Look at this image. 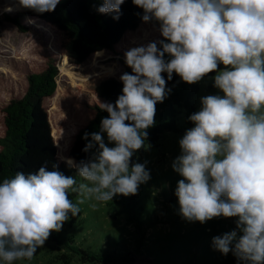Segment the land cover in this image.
Here are the masks:
<instances>
[{"label": "clouds", "instance_id": "clouds-1", "mask_svg": "<svg viewBox=\"0 0 264 264\" xmlns=\"http://www.w3.org/2000/svg\"><path fill=\"white\" fill-rule=\"evenodd\" d=\"M132 2L143 10V22L159 24L163 39L125 51L132 72L120 76L123 94L102 104L109 115L100 131L83 137V151L95 148L94 156L79 163L62 158L84 182L41 167L0 183V264L31 260L70 215L80 214L85 199L104 203L136 195L151 179L148 161L132 158L145 148L156 105L171 92L167 81L174 73L188 84L215 73L214 87L222 93L201 97L200 110L189 116L194 127L179 140L181 153L171 164L182 177L174 193L179 215L201 224L236 218V230L212 238L213 249L231 252L238 264H264V0ZM16 3L3 11L44 14L61 0ZM124 3L103 0L97 11L115 13L118 21ZM70 193L81 198L74 203Z\"/></svg>", "mask_w": 264, "mask_h": 264}, {"label": "rangeland", "instance_id": "rangeland-1", "mask_svg": "<svg viewBox=\"0 0 264 264\" xmlns=\"http://www.w3.org/2000/svg\"><path fill=\"white\" fill-rule=\"evenodd\" d=\"M10 4L15 8L16 0H0V101L24 93L27 73L43 67L51 50H59L61 36L59 31L29 16L22 8L3 11ZM6 14L20 15L22 23L28 28L20 30L6 18ZM138 40L132 47L148 43ZM98 52L101 54L96 55ZM98 52L81 64L72 63L66 55L59 54L57 88L60 87V90L44 99L50 112L67 89L83 93L84 81L88 78L97 75L120 78L124 74V64L118 59L125 58L124 54L119 56L106 48ZM64 57L67 60L65 67L80 84H74L71 77L61 71ZM108 67H112L113 71H107ZM214 76H207L197 83L199 88L193 96L196 111L201 108V97L222 94L214 87ZM177 123L180 131L162 133L158 143L147 145L134 162L148 161L151 173V179L139 187L138 193L128 197L117 195L112 201L104 203L85 199L79 204L80 214L75 217L70 215L60 231L62 241L115 257H120L126 248L135 253H129L133 255L130 261L116 264H238L231 252L225 256L212 247L214 236L236 230V218L221 217L201 224L198 221L188 222L179 215L178 198L174 193L182 177L172 169L171 164L181 153L179 140L194 125L187 123L184 111L179 114ZM55 135L59 155L65 158L56 132ZM75 177L77 183L84 182L78 175ZM70 195L74 203L81 198L77 193ZM49 245L51 243L40 247L31 260H17L14 264H60L62 259L57 256L58 250L49 251L46 248ZM80 262L77 264H114L113 261Z\"/></svg>", "mask_w": 264, "mask_h": 264}, {"label": "trees", "instance_id": "trees-1", "mask_svg": "<svg viewBox=\"0 0 264 264\" xmlns=\"http://www.w3.org/2000/svg\"><path fill=\"white\" fill-rule=\"evenodd\" d=\"M102 4L103 0H61L54 12L39 14L25 9L29 16L60 32V45L57 47L59 50H51L43 67L27 73V86L22 95L0 101V183L5 178H13L17 172L38 173L41 167L75 177L76 170L70 168L59 155L55 132L62 144L63 157L73 158L77 163L91 159L96 149L93 148L88 153L83 151L88 143L83 138L84 134L100 131L102 119L109 115L101 108L102 104H114L119 95L123 94L120 78L97 75L84 81L83 93L71 89L64 91L50 112L44 104V99L60 90V87L57 88L59 54L66 55L72 63L81 64L91 54L104 48L121 56L138 39L148 43L163 39L159 24L155 21L143 22V10L135 6L132 0H125L118 21L113 19L115 13L101 14L97 11ZM5 16L20 30L28 28L22 23L20 15ZM165 58L168 59L167 54ZM118 59L124 64V73L131 74L132 70L127 66L125 58ZM66 63L64 57L61 71L68 74L74 84H80L74 74L65 67ZM223 67L220 65L221 69ZM106 70L113 71V68L108 67ZM213 74L215 73L209 76ZM163 75L167 80V73ZM167 87L171 92L163 103L156 105V123L147 130L145 147L157 144L165 131H180L177 122L181 111L185 112L187 123L194 125L189 116L196 112L193 96L199 88L197 83L183 82L174 73L173 79L167 81ZM104 138L107 143L106 134ZM143 150L144 148L134 154L133 163ZM59 233L60 231L52 232L45 244L51 243L46 246L49 251L58 250L57 256L62 259L60 264H77L81 263L80 261H113L116 264L124 260L130 261L133 255L129 253L135 254L126 248L120 257L104 255L91 248L65 243L60 239Z\"/></svg>", "mask_w": 264, "mask_h": 264}, {"label": "water", "instance_id": "water-1", "mask_svg": "<svg viewBox=\"0 0 264 264\" xmlns=\"http://www.w3.org/2000/svg\"><path fill=\"white\" fill-rule=\"evenodd\" d=\"M24 11H25V9H24Z\"/></svg>", "mask_w": 264, "mask_h": 264}]
</instances>
